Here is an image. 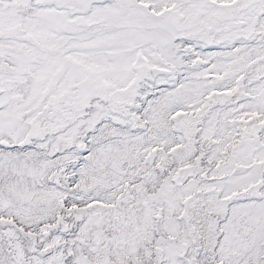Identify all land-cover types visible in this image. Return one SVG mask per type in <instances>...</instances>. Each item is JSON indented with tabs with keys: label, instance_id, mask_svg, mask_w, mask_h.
Segmentation results:
<instances>
[{
	"label": "bare ground",
	"instance_id": "obj_1",
	"mask_svg": "<svg viewBox=\"0 0 264 264\" xmlns=\"http://www.w3.org/2000/svg\"><path fill=\"white\" fill-rule=\"evenodd\" d=\"M182 1L184 7L172 0H0V225L27 211L34 213L32 226L40 225L45 191L39 184L57 159L69 163L84 189L128 185L152 209L160 203L170 209L177 160L167 152L175 142L183 144L180 155L191 151L180 139L227 128L231 147H250L247 139L239 144V117L216 91L221 81L259 69V59L264 65V26L248 23L264 16L258 10L264 0H235L242 4L232 12ZM239 19L247 23L236 31ZM84 132L90 147L79 164L73 144ZM48 143L61 151L54 159L43 151ZM155 148L159 155L148 159ZM263 152L253 156L264 158ZM263 172L258 167L237 178V187L252 195L243 204L250 206L249 232L264 230V193L261 201L253 197ZM185 182L192 187L191 177ZM213 217L205 216V229ZM15 237L0 229V258L19 253L11 264L32 256Z\"/></svg>",
	"mask_w": 264,
	"mask_h": 264
},
{
	"label": "water",
	"instance_id": "obj_2",
	"mask_svg": "<svg viewBox=\"0 0 264 264\" xmlns=\"http://www.w3.org/2000/svg\"><path fill=\"white\" fill-rule=\"evenodd\" d=\"M185 1L188 5L189 0ZM202 1L220 12L236 11L242 4L235 0ZM172 2H183V7L185 4L182 0ZM263 17L249 18L251 29L264 26ZM246 23L239 19L234 24L236 31ZM245 42L250 44V38L246 37ZM235 44L232 40L231 49ZM262 64L259 59L254 64L259 69L239 75L232 83L228 79L221 81L216 91L219 103L225 104L230 113H237L239 144L251 141L247 150L238 144L229 145L234 134L227 128L210 136L199 129L187 139H180L191 150L180 155L183 144L175 142L167 152L173 155V162L177 160L172 167L170 209L164 203L152 209L128 185L118 189L113 184L98 183L84 189L82 183H76L72 169L66 168L69 163L57 159L44 183L39 184L45 191L40 225L32 226V211H27L25 217L9 214L8 224L0 225V229L12 230L15 238L30 248L32 256L27 261L21 255L18 264H264V230L256 227L249 232L250 206L243 208L252 195L240 194L248 190L237 187L240 177H251L252 170L258 167L264 171V158L253 156L255 150L264 149V108H250L251 102H264V94H257L258 88L264 87ZM87 134H80L73 144L79 164L90 147ZM58 148L48 143L43 151L48 159H54L61 154ZM159 153L155 148L148 159ZM225 165L230 168L228 172L223 169ZM186 177H191L192 187L187 186ZM254 191V200L261 201L264 172L256 180ZM212 212V222L205 229L202 222ZM209 227L217 233L212 242ZM100 242L104 249L97 248ZM18 254L0 258V264H11L8 259Z\"/></svg>",
	"mask_w": 264,
	"mask_h": 264
}]
</instances>
